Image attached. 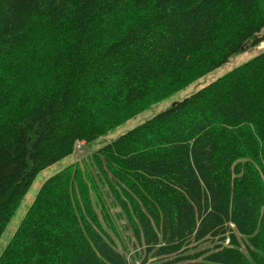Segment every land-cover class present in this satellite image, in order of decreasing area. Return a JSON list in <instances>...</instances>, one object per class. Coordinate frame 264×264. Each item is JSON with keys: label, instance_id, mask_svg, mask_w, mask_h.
I'll return each mask as SVG.
<instances>
[{"label": "trees", "instance_id": "1", "mask_svg": "<svg viewBox=\"0 0 264 264\" xmlns=\"http://www.w3.org/2000/svg\"><path fill=\"white\" fill-rule=\"evenodd\" d=\"M262 42L264 0H0V239L78 142ZM137 261L264 264V50L46 179L0 256Z\"/></svg>", "mask_w": 264, "mask_h": 264}, {"label": "rangeland", "instance_id": "2", "mask_svg": "<svg viewBox=\"0 0 264 264\" xmlns=\"http://www.w3.org/2000/svg\"><path fill=\"white\" fill-rule=\"evenodd\" d=\"M262 50H264V42H262L256 48H251L250 50H247L243 53L233 56L228 63L224 64L223 66L215 70H208L204 64H199L194 68L191 67L189 68V70L185 71V73L180 72V70L178 69L177 71L181 73L179 75V78L188 81L187 83L183 84L180 87L181 89L175 91L174 93L171 94V96L155 104L151 103L149 105V108L141 111L139 114L126 120L124 123L119 124L118 126H116L114 130L109 132L107 135L101 136L96 140L85 145L84 144L82 145L81 143H77L74 153L72 155L65 157L62 160L43 169L38 174L37 178L35 179L28 193L22 199L19 208L12 217L7 229L5 230V232L3 233L0 239V256L3 253L4 249L6 248L8 242L12 238L13 234L15 233L16 229L18 228L25 213L27 212V210L30 208L31 204L35 200V197L38 194L39 189L41 188L42 184L46 179L53 176L57 172L64 170L74 162H79L82 166H84L85 163L88 162V159L91 156V154L100 147H102L104 144L117 139L119 136L125 134L129 130L137 127L146 120L151 119L157 113L169 108L174 101L184 99L185 97L189 96L198 89L206 86L211 81L217 79L219 76L231 70L232 68L239 66L242 63L250 60ZM7 64L8 63H4V66H8ZM195 64L196 63H193V65ZM4 66L0 64V74L3 73L1 72V69ZM15 72L13 74H9V76L14 75ZM200 74L202 75L204 74V76L196 80L198 78L197 76ZM136 264H140V263L137 261Z\"/></svg>", "mask_w": 264, "mask_h": 264}, {"label": "bare ground", "instance_id": "3", "mask_svg": "<svg viewBox=\"0 0 264 264\" xmlns=\"http://www.w3.org/2000/svg\"><path fill=\"white\" fill-rule=\"evenodd\" d=\"M33 21V20H32ZM112 23V22H111ZM123 23H124V20H123ZM111 25H113V24H111ZM116 25H117V23H116ZM122 25V24H121ZM116 27V26H115ZM196 122V121H195ZM216 146V145H215ZM69 190V189H68ZM70 194V193H69ZM70 197V196H69ZM69 200V199H68ZM80 203V202H79ZM82 203H84V202H82ZM70 204H72V203H70ZM77 204V203H76ZM73 205V204H72ZM80 206V205H79ZM78 207V206H77ZM73 209H74V207H73ZM82 209V208H81ZM80 211V210H79ZM73 212H76L75 210H73Z\"/></svg>", "mask_w": 264, "mask_h": 264}]
</instances>
